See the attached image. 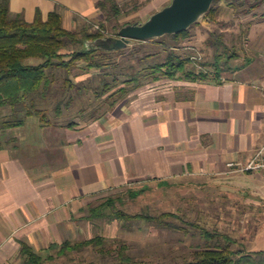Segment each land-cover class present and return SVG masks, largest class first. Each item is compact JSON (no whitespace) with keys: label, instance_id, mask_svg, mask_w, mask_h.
Segmentation results:
<instances>
[{"label":"crops","instance_id":"0c3cea01","mask_svg":"<svg viewBox=\"0 0 264 264\" xmlns=\"http://www.w3.org/2000/svg\"><path fill=\"white\" fill-rule=\"evenodd\" d=\"M98 1L11 0V9L29 22L60 9L77 30L102 14ZM224 58L208 78L133 88L100 117L66 125L34 116L9 130L22 129L0 141V264H23L24 244L63 256L58 246L90 232L85 212L96 200L152 182L245 174L228 164H249L264 145V67L231 68Z\"/></svg>","mask_w":264,"mask_h":264},{"label":"rangeland","instance_id":"374dc122","mask_svg":"<svg viewBox=\"0 0 264 264\" xmlns=\"http://www.w3.org/2000/svg\"><path fill=\"white\" fill-rule=\"evenodd\" d=\"M118 1L123 10L121 22L133 24L147 21L153 14L172 2V0ZM220 4L223 9L218 21L215 23L203 21L191 30L190 39L181 43L179 51L181 55L190 56L192 59L188 70L208 71L209 67H212L215 52L206 46V41L211 39L212 32L216 36L224 34L223 40L230 48L224 56L237 53L227 64L229 67H238V69L251 68V66L264 67V5L252 11L250 15H246L242 11L248 10L246 6L235 12L228 9L225 2ZM12 13L14 14L13 11ZM20 14L25 16L24 12ZM105 18L102 13L97 19L85 24L92 25L93 30H97L95 26H99ZM115 25L114 20L105 23L107 37H116ZM168 42L171 43L169 40ZM126 48L129 50L124 54L112 58V61L115 60L119 64L118 71L125 70L132 63L139 67L137 60L144 56V51L147 49L166 56L164 47L159 44L147 45L145 49H140L139 45H130ZM221 61L220 66H223L226 58ZM41 62L31 59L25 63L34 65ZM80 66L85 65L82 63ZM82 72L80 69L76 70L75 74L79 76L71 78L73 84L83 83L81 93L76 89L65 90L66 77L64 72L60 71L57 72L56 79L48 90L33 96L37 108L47 111L50 121L66 125L72 122L82 123L100 117L111 109L113 99L107 95L99 96L98 93L103 88L100 76H104V71L96 69L90 73ZM106 72L113 74L116 70L110 67V71ZM121 78L125 79V77ZM142 81L146 84L149 80ZM121 86L123 85L115 87L112 92L118 91ZM58 108H60L59 115ZM21 119H27L24 113L13 115L11 109L0 108V132H5L0 134V141L11 140L8 137L13 138L18 130H22L5 131L1 129V124L5 121ZM129 191L137 194V197L132 198ZM110 197L115 200V207L108 208L104 217L89 218L90 209L103 204L106 198L96 200L85 212L87 220L90 221V225L85 224V226L88 225L87 230L90 232L83 240L103 238L105 249L101 251L89 247L81 252L68 251L60 257L54 252V260L47 264H117V256L122 247L132 258L133 264H180L193 258L197 246L204 247L206 244L204 235L198 227L232 237L236 240L232 246L233 250L264 251L262 171L234 174L226 178L195 177L166 183L152 182L135 186ZM116 211H122L135 218L131 223L118 220L115 217ZM167 214H173V217L165 219L170 224L169 228L150 225L146 220L136 217L142 215L158 217ZM184 230L188 232L187 235ZM214 242L226 245L227 241L218 237Z\"/></svg>","mask_w":264,"mask_h":264},{"label":"trees","instance_id":"16d2710c","mask_svg":"<svg viewBox=\"0 0 264 264\" xmlns=\"http://www.w3.org/2000/svg\"><path fill=\"white\" fill-rule=\"evenodd\" d=\"M222 2H225L228 9L235 12L244 6L248 7V10H242L246 15H250L252 11L264 5V0H216L204 18L187 31L148 42L134 41L132 43V45H139L140 49L147 48V45L159 44L164 47L166 56L153 53L147 49L144 51V56L137 60L140 68L132 63L125 70L118 71L119 64L115 60L112 61V58L115 55L124 54L126 50H129L128 48L106 52L92 46H86L88 41L107 37L104 33L106 22L112 20L116 22L114 27L116 36L122 27L132 23L121 22L120 17L123 10L118 0H101L96 3L97 9L106 17L104 21L100 22L101 30H93V26L87 24L81 29L68 30L64 26L63 15L58 10L51 12L47 19L44 18L40 10H37L34 21L29 22L23 14L15 15L12 13L11 0H0V106L11 109L13 115L24 113L26 118L36 116L40 118L42 123H50L48 112L37 108L33 96L48 90L55 81L57 72L60 71L64 72L66 77L65 90L76 89L79 93L82 91L83 83L80 82L81 84L77 85L71 81L73 76H79L75 74L76 70L80 69L84 73H90L96 69L104 71V76H100L103 88L98 93L99 96L107 95L113 99L111 108L133 88H140L145 85V81L142 80H149L146 84H150L162 79H177L180 75L185 78H208L209 74L204 70L198 72L188 70L192 59L190 56L184 57L179 51L181 50V43L190 39V33L194 27L203 21L209 23L218 21L222 15L223 6L220 4ZM211 34V39L206 41V46L215 52L212 66L219 67L221 60L225 57L224 53L229 52L230 48L223 40L224 34L217 36L214 32ZM236 55L235 52L227 56V60H232ZM31 59L42 62L34 65L25 63ZM82 63L85 66H80ZM146 63L148 64L145 65ZM110 67L116 72L113 74L106 72L110 71ZM121 77H125V79ZM120 85L123 86L118 91L112 92L115 87ZM60 108H58V115ZM25 121V119L5 121L1 124V129L5 131L15 129L23 126ZM128 193L132 198L137 197V194L132 191ZM114 207L115 200L108 197L103 204L90 209L89 218L104 217L108 208ZM171 216L173 217V214L158 217L146 215L136 217L146 220L150 225H161L169 228L170 224L165 219ZM115 217L118 220H125L127 223H131L135 218L122 211H116ZM198 228L204 235L206 244L204 247H198L192 259L185 260L180 264H264V251L233 250L232 246L236 240L232 237L210 232L206 228ZM184 232L186 235L188 234L186 230ZM218 237L225 242L227 241L226 245L214 242ZM89 247L103 251L105 249L104 239L96 237L77 244L67 242L58 246L57 249L58 255H63L68 251L81 252ZM61 252L62 254H60ZM22 257L23 264H47L54 259V257H43L37 254L25 244L22 248ZM117 261V264H133L132 258L127 254L124 247L121 248Z\"/></svg>","mask_w":264,"mask_h":264},{"label":"water","instance_id":"95a60500","mask_svg":"<svg viewBox=\"0 0 264 264\" xmlns=\"http://www.w3.org/2000/svg\"><path fill=\"white\" fill-rule=\"evenodd\" d=\"M216 0H172L171 4L153 14L147 21L122 27L117 37L88 41L92 46L106 52L125 49L134 41L148 42L165 36L177 35L200 22Z\"/></svg>","mask_w":264,"mask_h":264},{"label":"built area","instance_id":"2783aa9c","mask_svg":"<svg viewBox=\"0 0 264 264\" xmlns=\"http://www.w3.org/2000/svg\"><path fill=\"white\" fill-rule=\"evenodd\" d=\"M95 29L101 30L100 26H95ZM228 167L234 172L251 173L254 171H262L263 179H264V145L257 152L254 159L249 164L242 165V164L230 163L228 164Z\"/></svg>","mask_w":264,"mask_h":264},{"label":"flooded vegetation","instance_id":"af4514ba","mask_svg":"<svg viewBox=\"0 0 264 264\" xmlns=\"http://www.w3.org/2000/svg\"><path fill=\"white\" fill-rule=\"evenodd\" d=\"M117 37V36H116ZM116 37H114V38H116Z\"/></svg>","mask_w":264,"mask_h":264}]
</instances>
